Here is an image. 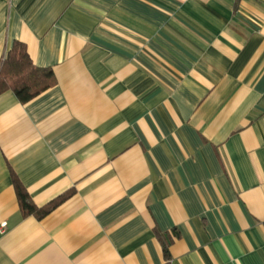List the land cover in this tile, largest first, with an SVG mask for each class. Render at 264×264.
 <instances>
[{
  "label": "crops",
  "instance_id": "obj_1",
  "mask_svg": "<svg viewBox=\"0 0 264 264\" xmlns=\"http://www.w3.org/2000/svg\"><path fill=\"white\" fill-rule=\"evenodd\" d=\"M15 41L56 84L0 94V264H264V0H0Z\"/></svg>",
  "mask_w": 264,
  "mask_h": 264
},
{
  "label": "trees",
  "instance_id": "obj_2",
  "mask_svg": "<svg viewBox=\"0 0 264 264\" xmlns=\"http://www.w3.org/2000/svg\"><path fill=\"white\" fill-rule=\"evenodd\" d=\"M55 84L56 76L53 69L35 65L26 44L21 41H15L6 57L0 59V94L11 90L25 104ZM12 180L24 215L43 218L72 194L67 192L49 204L38 207L16 174L12 175ZM165 251L167 254V243Z\"/></svg>",
  "mask_w": 264,
  "mask_h": 264
},
{
  "label": "built area",
  "instance_id": "obj_3",
  "mask_svg": "<svg viewBox=\"0 0 264 264\" xmlns=\"http://www.w3.org/2000/svg\"><path fill=\"white\" fill-rule=\"evenodd\" d=\"M2 232H4V230H1Z\"/></svg>",
  "mask_w": 264,
  "mask_h": 264
}]
</instances>
